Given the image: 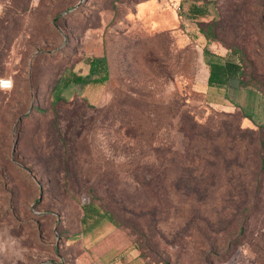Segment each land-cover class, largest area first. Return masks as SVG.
<instances>
[{
	"label": "rangeland",
	"instance_id": "rangeland-1",
	"mask_svg": "<svg viewBox=\"0 0 264 264\" xmlns=\"http://www.w3.org/2000/svg\"><path fill=\"white\" fill-rule=\"evenodd\" d=\"M0 77V264H264V0H0Z\"/></svg>",
	"mask_w": 264,
	"mask_h": 264
},
{
	"label": "trees",
	"instance_id": "trees-1",
	"mask_svg": "<svg viewBox=\"0 0 264 264\" xmlns=\"http://www.w3.org/2000/svg\"><path fill=\"white\" fill-rule=\"evenodd\" d=\"M203 6L191 5L190 12L193 16H202L205 14ZM210 34L209 28L206 27L203 31V35L208 38ZM203 54L208 57L206 60L207 76L206 85L209 87H223L226 86L231 79H235L239 76L241 71L240 64L231 58L213 59L212 53L206 48L203 49ZM84 63L87 65V71L85 74H79L76 72H69L61 80L62 84L58 90L52 96V103H64L67 101L60 96V89L65 88L69 84L74 85H86V84H102L107 79L106 62L104 56H90L84 59ZM11 88V87H10ZM9 88V89H10ZM2 90V89H0ZM90 106L87 104V107ZM82 214L80 216L81 229L87 224V231L98 226L104 221H108L115 226L123 224V220L115 216L112 212L104 207H100L95 201H87V203L81 204Z\"/></svg>",
	"mask_w": 264,
	"mask_h": 264
},
{
	"label": "built area",
	"instance_id": "built-area-1",
	"mask_svg": "<svg viewBox=\"0 0 264 264\" xmlns=\"http://www.w3.org/2000/svg\"><path fill=\"white\" fill-rule=\"evenodd\" d=\"M11 87V79L8 77H0V89L6 90Z\"/></svg>",
	"mask_w": 264,
	"mask_h": 264
},
{
	"label": "crops",
	"instance_id": "crops-1",
	"mask_svg": "<svg viewBox=\"0 0 264 264\" xmlns=\"http://www.w3.org/2000/svg\"><path fill=\"white\" fill-rule=\"evenodd\" d=\"M206 76H207V73H206Z\"/></svg>",
	"mask_w": 264,
	"mask_h": 264
}]
</instances>
